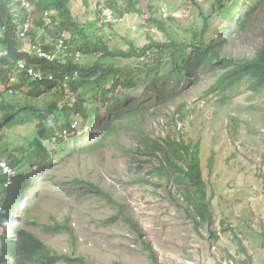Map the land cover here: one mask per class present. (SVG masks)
<instances>
[{"label":"rangeland","instance_id":"rangeland-1","mask_svg":"<svg viewBox=\"0 0 264 264\" xmlns=\"http://www.w3.org/2000/svg\"><path fill=\"white\" fill-rule=\"evenodd\" d=\"M16 1L21 5L12 3L13 9L20 12L23 8L32 10L28 0ZM107 1H70L75 20L85 28L91 40L96 42L100 37L102 22H114V32L133 40L138 48L149 44L147 30L140 29L146 25L139 16L113 19V14L107 9ZM158 1L164 18L174 16L187 25V19L194 16L190 2L187 8L179 10L180 0ZM214 1L198 0L199 3L204 2L205 9L210 12ZM224 1L232 12L215 24L218 30L214 29L211 36L219 31L221 36L215 37L223 41L225 51L234 57L251 59L264 45V5L254 13L248 25L240 29L235 20L238 17L236 13L240 11L243 17L247 6L255 0ZM53 15L44 16L47 18L45 25L51 26L50 16ZM97 21L99 25L94 27ZM35 23H29L31 33L37 28ZM149 31L158 35L155 29ZM101 34L109 37L108 41L112 40L109 28ZM23 36L20 37L22 41ZM30 40L29 36L25 40L26 45L20 47L21 51L31 47L27 45ZM112 41L115 48L117 44L114 42L119 40ZM36 53L27 54L40 59ZM23 66L24 74L39 69V66L27 62ZM161 73H154L140 86V90L131 93L129 100L111 113L106 110L99 115L94 113L88 123H84L82 116L72 117L73 125L65 133H71L73 138L48 145L51 161L42 164L34 158L22 167V173L35 172L36 182L26 196L31 213L24 217L22 203L17 208L18 219L14 217L12 226L5 230L12 240L16 236L15 228L25 229L58 253L84 256L93 264H151L139 235L120 210L105 197L80 188L75 183L78 179L98 184L124 207L123 211L143 231V240L152 246L162 264H231L227 258L229 254L241 256L240 242L235 236L241 237L253 264H264L261 247L264 238L260 235L264 233V91L255 94L249 89L251 81L246 79L234 88L219 91L220 87L217 92L208 94L207 90L217 83L219 74L207 58L194 63L189 73L185 72L179 79L170 72ZM27 88L28 85L25 90ZM9 94L5 98L10 102L13 99L22 103L24 95L27 103L42 109L53 102L52 94L39 99L27 96L26 92L14 93L12 89ZM170 95L173 96L171 101L159 105V99ZM58 97L55 95V100ZM72 100L76 101L74 97ZM91 100L94 98H90V104L94 103ZM184 105L187 113L180 120L183 113L180 108ZM138 109L150 110L148 115L141 117V122L152 139L161 143L168 139H184L186 143L200 145L202 174L213 203L214 222L211 225L196 226L185 210L171 203L167 191L179 198L176 186L170 183L166 190L161 186L163 182L159 175L149 176L157 161L137 153L141 147L138 126L134 124L139 122L138 116L129 119L133 124L123 123L118 134L101 140L107 125L116 124L120 117ZM36 133L31 124L14 128L5 135L7 147L4 148L23 160L30 156V152L22 153L17 149L33 143ZM2 146L0 139V176L8 178V187L17 176V167H11L3 158ZM54 148L66 149V152L53 155ZM143 180L152 183H144ZM54 218L59 221L69 219L74 228V243L68 235L44 231L43 226ZM246 257L244 255L243 259Z\"/></svg>","mask_w":264,"mask_h":264},{"label":"trees","instance_id":"trees-1","mask_svg":"<svg viewBox=\"0 0 264 264\" xmlns=\"http://www.w3.org/2000/svg\"><path fill=\"white\" fill-rule=\"evenodd\" d=\"M70 1L28 0L33 6L32 10L23 8L20 12L12 8V3L21 5V2L0 0V31L2 33L0 35V139L4 145L1 154L11 167H17V176L13 178L8 187L6 186L8 178L0 176V264H58L60 262L93 264L84 256L73 257L67 253H58L25 229L15 228L14 240L5 232L9 225L12 226L11 220L14 217L18 219L17 208L22 203L24 204V217H28L31 213L26 196L28 191L35 186V172L26 171L25 173L23 171L22 173V167L34 158L42 164L50 162L48 145L58 140L66 142L73 138L71 133H65L73 125L72 117L82 116L84 123H88L94 113L99 115L104 110L111 113L119 105L128 101L131 93L140 90V86L145 84L154 73L160 75L161 71L170 72L179 79L185 72L189 73L194 63L205 58L209 59V64L217 69L219 74L217 83L207 90L208 94L217 92L220 87L219 91L234 88L246 79L251 81L249 89L256 92L255 94L264 91V45L251 59L238 58L234 57L231 52L225 51L223 41L216 38L221 36L219 31L215 34L216 37L211 36L214 29L218 30L215 24L223 20L225 14L229 15L232 12L230 6L224 4V0H215L211 12L205 9L204 2L180 0L179 10L187 8L189 2L193 6L192 15L194 16L187 19V25L174 16L164 18L163 13L160 12L158 0L107 1V9L113 14V19L116 17L124 19L137 14L142 23L146 25L140 29L147 30L150 43L143 48H138L133 40L122 37L120 33H115L112 24L114 22H102L100 37L93 42L85 28L75 20ZM263 5L264 0H255L247 6L248 9L243 17L240 11L236 13L237 27L245 28L249 20L254 18V13H257ZM49 13L54 14L50 16L51 26L45 25L47 18L44 16ZM31 22L37 24L33 33L29 26ZM93 25L98 27L99 21ZM105 28L111 30L112 40H119L114 42L117 44L115 48L111 45L113 41H108L109 37L106 38L104 34H101ZM40 29L42 30L39 33ZM151 29H155L158 35L151 34L149 31ZM22 33L25 35L23 41L20 40ZM29 36L32 40L27 43L28 46L34 44L51 53L55 52L54 45L59 40H66L71 52H81L82 58L80 60L69 58L63 61L57 59L51 62L31 57L25 52L20 53V47L22 44L26 45L25 40L29 39ZM22 58L29 64L39 66L41 73L45 76L54 78L50 80L46 77L43 81H38L31 79L23 71L22 83L12 85V87L15 92L23 94L26 92L27 96L35 97V99L52 94L53 102L46 109L27 103L24 95L22 103L13 99L10 102L5 98L10 95L11 90L9 75L12 72H19L16 65L17 61ZM67 78L70 80L67 81ZM26 85H28L27 90H25ZM92 92L94 94H91ZM55 95L59 96L56 100ZM72 97L75 98V102ZM90 98H94L91 100L94 103L90 104ZM172 99L173 96L170 95L159 99L158 103L166 105ZM180 112L183 113L179 119L183 120L187 113L185 105L180 108ZM149 113L150 110L138 109V111L133 110L128 115L120 117L116 120V124L105 127L106 130L103 131L101 140H107L116 133L118 134L123 123H128L131 117L138 116L139 122H134L138 126L141 144L137 153L157 161L149 176L159 175V180L163 182L161 186L166 190L170 183L176 186L180 197L178 198L168 190L169 199L173 205L185 210L196 226L211 225L214 222L213 203L212 198L208 196L207 185L202 174L200 145L186 143L184 139L180 141L168 139L163 143L152 139L141 122L143 119L141 117ZM27 124H31V127L36 130V138L29 146L17 149L22 153L27 150L30 152V156L19 160L14 153L4 148L7 147L4 137L14 128ZM75 125L79 126V124ZM65 150L54 148L53 155L64 154ZM143 182L152 183L145 180ZM75 183L80 188H86L90 192L105 197L115 205L133 231L139 235L142 247L151 264H162L152 246L143 240V231L125 214L122 205L94 182L77 179ZM30 223L37 225L34 222ZM43 229L48 234L68 235L70 240L75 242L74 228L69 219L59 221L54 218L50 224L44 225ZM213 234L217 236V233ZM260 235L264 238V233ZM235 239L240 242L239 254L241 256L238 258L229 254L228 261L231 264H253L252 258L247 255L241 237L235 236ZM261 247L264 250L263 243ZM244 255L247 256L246 259H243Z\"/></svg>","mask_w":264,"mask_h":264},{"label":"built area","instance_id":"built-area-1","mask_svg":"<svg viewBox=\"0 0 264 264\" xmlns=\"http://www.w3.org/2000/svg\"><path fill=\"white\" fill-rule=\"evenodd\" d=\"M31 47H28L27 50L23 51L25 52L26 54L29 52L31 54H39L40 55V59H53V57L50 55L49 52L43 50V48H40V47H37L35 46L34 44L33 45H29ZM33 52V53H32ZM71 53V49L70 47L67 45L66 43V40H59L56 44H55V52H54V56H59L60 58H66L70 55ZM78 53L80 54L81 52L78 51ZM31 54H29L31 57H35L37 58L36 56H32ZM23 64H25V62H23ZM23 64H21V67L24 69V66ZM31 79H38V78H41L42 77V73L41 71L39 72H29V73H26Z\"/></svg>","mask_w":264,"mask_h":264},{"label":"bare ground","instance_id":"bare-ground-1","mask_svg":"<svg viewBox=\"0 0 264 264\" xmlns=\"http://www.w3.org/2000/svg\"><path fill=\"white\" fill-rule=\"evenodd\" d=\"M50 53V55L53 57V59H45V60H48V61H51V62H53V61H55V60H59V61H63V59H69V58H74V59H76V60H80L81 58H82V54L80 53H78V52H74V53H70V55L68 56V57H66V58H60L59 56H54V53H51V52H49ZM16 68L19 70V68H20V66L17 64L16 65ZM40 71V69H38V71H36V72H39ZM46 77L48 78V79H50V80H52L54 77L53 76H45V74H43L42 73V77L41 78H38L37 80L38 81H43L44 79H46ZM13 81L15 80V79H12ZM70 79L69 78H67V81H69ZM12 81V82H13ZM28 81H31V80H28ZM12 91L13 92H15V89H13L12 88Z\"/></svg>","mask_w":264,"mask_h":264},{"label":"crops","instance_id":"crops-1","mask_svg":"<svg viewBox=\"0 0 264 264\" xmlns=\"http://www.w3.org/2000/svg\"><path fill=\"white\" fill-rule=\"evenodd\" d=\"M2 33H1V31H0V35H1ZM23 36V35H22ZM19 52L20 53H23V51H21V50H19ZM23 62H27L26 60H23V58L22 59H20V60H18L17 61V64L20 66V68H19V72L18 71H16V72H12L10 75H9V79H10V85L12 86V85H15V84H20V83H22V81H23V79H22V77H23V68L21 67V64H23ZM25 75H27V74H25ZM12 79H15L14 81L12 80ZM13 81V82H12ZM13 88V87H12ZM11 88V89H12Z\"/></svg>","mask_w":264,"mask_h":264}]
</instances>
